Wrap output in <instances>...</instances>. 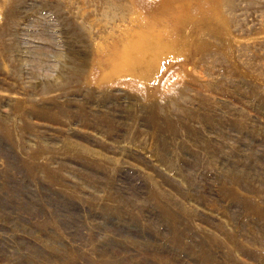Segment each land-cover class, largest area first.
<instances>
[{
	"label": "rangeland",
	"instance_id": "1",
	"mask_svg": "<svg viewBox=\"0 0 264 264\" xmlns=\"http://www.w3.org/2000/svg\"><path fill=\"white\" fill-rule=\"evenodd\" d=\"M132 1L0 0V264H264V0Z\"/></svg>",
	"mask_w": 264,
	"mask_h": 264
},
{
	"label": "bare ground",
	"instance_id": "2",
	"mask_svg": "<svg viewBox=\"0 0 264 264\" xmlns=\"http://www.w3.org/2000/svg\"><path fill=\"white\" fill-rule=\"evenodd\" d=\"M133 1H135V0H133ZM133 1L131 2V3H133ZM166 0H136L135 2L136 3H134V5H136V4H138L139 5V7H140V9L142 8L143 9V11H144V13L147 15V16H154V13H153V8L155 9L156 7H154V6H164L165 5V2ZM169 4V3H168ZM159 6L157 7L158 8V10L160 9L159 8ZM134 7V6H133ZM138 7V8H139ZM164 7H166V6H164ZM137 8V6L135 7V9ZM156 8V9H157ZM132 9V8H131ZM134 9V8H133ZM157 12V11H156ZM155 12V13H156ZM162 12V11H161ZM157 13H159V12H157ZM141 14V13H140ZM140 14L139 13H134V15H135V17L138 19V20H136V21H138V23H136L135 25H134V23H132L133 25L131 26V27H125V28H123L122 29V31L124 32V38L126 39V40H129L130 39V37H131V34H133V33H138V31H141L142 29H143V22L144 21H147L145 18H143V16L141 17L140 16ZM134 15H132V16H134ZM141 15H143V14H141ZM156 15V14H155ZM135 17H134V19H135ZM142 20H143V22H142ZM122 31H121V34H122ZM144 31V30H143ZM123 35V34H122ZM123 37V36H122ZM139 41V40H138Z\"/></svg>",
	"mask_w": 264,
	"mask_h": 264
}]
</instances>
